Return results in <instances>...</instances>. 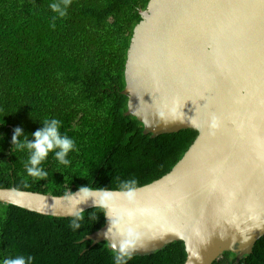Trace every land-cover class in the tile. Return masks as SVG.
Instances as JSON below:
<instances>
[{
    "label": "water",
    "instance_id": "obj_1",
    "mask_svg": "<svg viewBox=\"0 0 264 264\" xmlns=\"http://www.w3.org/2000/svg\"><path fill=\"white\" fill-rule=\"evenodd\" d=\"M139 15L125 53V114L152 137L197 135L131 197L111 190L104 225L82 241L118 255L126 238L129 257L181 241L183 264L225 252L238 262L264 235V0H148ZM64 195L0 188V203L72 217Z\"/></svg>",
    "mask_w": 264,
    "mask_h": 264
},
{
    "label": "trees",
    "instance_id": "obj_2",
    "mask_svg": "<svg viewBox=\"0 0 264 264\" xmlns=\"http://www.w3.org/2000/svg\"><path fill=\"white\" fill-rule=\"evenodd\" d=\"M148 0H67L64 16L50 5L65 0H0V188L52 194L134 188L166 174L197 135L194 130L152 137L126 115L125 53L139 11ZM32 116V117H31ZM61 121L60 132L75 141L68 166L53 153L42 162L45 179L30 177L28 153L12 152L16 127L35 132L46 119ZM35 119V120H34ZM31 139V137H30ZM101 207L73 217L41 215L0 203V264L33 257V264H116L105 241L82 239L104 225ZM225 252L212 264H264V235L236 262ZM181 241L159 251L125 257V264H183Z\"/></svg>",
    "mask_w": 264,
    "mask_h": 264
},
{
    "label": "clouds",
    "instance_id": "obj_3",
    "mask_svg": "<svg viewBox=\"0 0 264 264\" xmlns=\"http://www.w3.org/2000/svg\"><path fill=\"white\" fill-rule=\"evenodd\" d=\"M67 6V0H65L63 6L60 3H52L50 5L52 10L60 16L65 15ZM40 123L43 126L30 134H26L21 127H16L13 130L11 150L13 154L26 151L28 153V159L25 163L27 175L38 179H45L48 171L42 167V162L48 158L49 153H53L55 160L60 164L68 166L71 161L67 157L75 149V141L60 132L61 121L59 119L50 118ZM135 183L134 180H129L122 184L121 191L126 199L134 194ZM97 191L101 193L98 199L94 195V192ZM59 199L70 205L68 215L73 217L70 226L73 230H76L81 227L80 221L83 220L84 213V210L79 205L91 200L94 208H105L109 203L114 201L115 194L103 187L94 189L88 183L85 186H80L77 192L73 193L71 191L70 195L65 194ZM118 246L119 254L116 256V264H125V257L129 255L133 245L125 238L119 241ZM3 264H33V257L31 255H20L5 258Z\"/></svg>",
    "mask_w": 264,
    "mask_h": 264
}]
</instances>
